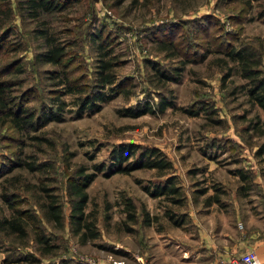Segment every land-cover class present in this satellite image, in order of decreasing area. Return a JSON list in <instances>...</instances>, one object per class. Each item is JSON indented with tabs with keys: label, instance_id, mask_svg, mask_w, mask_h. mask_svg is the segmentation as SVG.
<instances>
[{
	"label": "rangeland",
	"instance_id": "obj_1",
	"mask_svg": "<svg viewBox=\"0 0 264 264\" xmlns=\"http://www.w3.org/2000/svg\"><path fill=\"white\" fill-rule=\"evenodd\" d=\"M59 1L33 17L20 0H0L11 6L9 18L0 15V81L11 109L34 122L14 126L0 110V264H210L234 255L206 258L211 239L222 246L247 218L264 231V108L229 50L250 49L264 80V0ZM43 26L64 46L60 63L38 57ZM99 58L110 61V96L77 113ZM58 99L61 117L39 123ZM160 99L170 103L159 109ZM145 102L152 109L122 110ZM118 145L133 148L127 162L157 147L171 166L115 171L109 153ZM89 172L91 229L75 231L69 183ZM168 178L175 191L144 187ZM49 202L60 205V223ZM14 216L23 232L2 225Z\"/></svg>",
	"mask_w": 264,
	"mask_h": 264
},
{
	"label": "trees",
	"instance_id": "obj_2",
	"mask_svg": "<svg viewBox=\"0 0 264 264\" xmlns=\"http://www.w3.org/2000/svg\"><path fill=\"white\" fill-rule=\"evenodd\" d=\"M248 2L250 0H244ZM59 0H20L19 6H24V8L32 15L33 17H37L39 12L42 10H49L52 7H58L60 5ZM0 15H3L5 19L9 18L11 15V6L6 4L3 8L0 7ZM38 36L42 38L43 50L39 51L38 57L44 61H48L51 63H60L62 61V56L64 53V46L61 42L55 40L54 37L50 36L47 33V29L43 26L38 28ZM229 54L237 59L241 65L242 73L249 78L250 85L248 87L249 93L252 95V100L256 101L259 105L264 108V80L258 76V70L255 66L257 60H254L253 53L247 47H235L229 50ZM110 69V61L107 59L99 58V63H97V75L96 81L93 84V90L88 95H81L77 98L78 110L77 113H80L83 108H87L88 110H96L99 106V100H105L109 98L110 92H105L103 87L105 84H109L114 81L112 73L109 71ZM158 73L160 71L157 70ZM66 88L65 92L73 91L75 86H73L69 80H66ZM252 81V83H251ZM112 88V87H110ZM4 82L0 81V110L6 109L4 111L5 115L9 117V120L14 126L24 127L34 125L32 122V114L25 113V108L18 106L11 109L8 103H10V98H8L5 93ZM55 104L54 109L47 107L46 109H42L38 113V121L39 123H44L51 119H59L61 117L62 105L64 103L63 100H54L52 101ZM13 103V101H12ZM169 100L160 99L159 109H162L166 104H169ZM152 109L148 102L142 103L140 107H123L122 110L128 115H137L144 111ZM133 148H129L126 145H118L114 149H112L109 153L110 158H112L111 165H114L115 171H123L131 168L132 165L139 166H147V167H156L157 169H166L171 166V162L168 158L164 157L162 152L157 147H147L145 150H140L137 154L134 155V158L127 162L129 156L133 154ZM121 161H125V163L121 164ZM99 163L94 164V166L99 167ZM109 167V165H107ZM244 178H246L245 174H242ZM93 173H85L81 174V177L74 178L70 180V194L72 196L70 200V211H69V221L70 224L73 225L74 230L78 231L82 226H85L88 229H91L87 226V222L83 221V207L86 202L87 196L84 187L88 184V182L92 179ZM172 181L170 178L164 183H155L151 188L144 186L145 189L151 193L152 195L162 194L165 191H175L176 188L172 186ZM127 203H130L127 201ZM129 205V204H128ZM20 212V209H17ZM48 216L51 217L56 223H60L61 219V208L57 202H49L48 203ZM24 215L26 214V218L29 217L27 212L24 211ZM147 218H144L146 220ZM4 226H7L13 230L18 229L20 232L24 231L22 223V218L19 216H14L8 219H2ZM93 235L94 232L92 230L89 232ZM35 238L37 241L46 243L47 240L41 233H36Z\"/></svg>",
	"mask_w": 264,
	"mask_h": 264
},
{
	"label": "crops",
	"instance_id": "obj_3",
	"mask_svg": "<svg viewBox=\"0 0 264 264\" xmlns=\"http://www.w3.org/2000/svg\"><path fill=\"white\" fill-rule=\"evenodd\" d=\"M211 245L209 249L210 252L206 254L208 262H210L216 254L229 255L252 248L255 249L257 253L259 264H264V231L254 226L249 218L245 219L244 228L240 231L239 235L236 236V232L233 230L228 233L227 242L222 243V246H220V242L214 239H211ZM200 246L201 248L207 247L206 244L198 245L197 247ZM220 249H223L222 253ZM202 264H207L206 260H203Z\"/></svg>",
	"mask_w": 264,
	"mask_h": 264
},
{
	"label": "built area",
	"instance_id": "obj_4",
	"mask_svg": "<svg viewBox=\"0 0 264 264\" xmlns=\"http://www.w3.org/2000/svg\"><path fill=\"white\" fill-rule=\"evenodd\" d=\"M210 264H259L255 250H247L228 257L213 260Z\"/></svg>",
	"mask_w": 264,
	"mask_h": 264
}]
</instances>
